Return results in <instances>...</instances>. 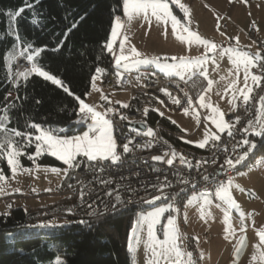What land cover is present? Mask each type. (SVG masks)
I'll return each instance as SVG.
<instances>
[{"label":"trees","instance_id":"16d2710c","mask_svg":"<svg viewBox=\"0 0 264 264\" xmlns=\"http://www.w3.org/2000/svg\"><path fill=\"white\" fill-rule=\"evenodd\" d=\"M27 4L32 7L26 6V0H0V108L16 105L8 113L10 128L25 131L28 130L25 123L32 121L44 129L62 130L61 134L81 132L85 128L76 123L79 106L74 96L38 74H31L26 81L15 77V61L19 56L27 59L31 54L32 63L55 75L72 93L85 99L97 67L104 69L103 73L115 70L113 57L103 49V44L109 39L114 16L122 14V0H39L38 3L27 0ZM21 7L25 11L14 18ZM74 22L76 27L72 28ZM69 28L72 30L65 37ZM37 49H43L38 56ZM13 79H19V87L13 84ZM9 93L13 98L7 103ZM151 122L161 123L178 135L166 137L173 145L202 150L187 144L181 137V129L167 118L152 112ZM246 139L256 144L246 157L252 165L256 157L264 158V136L248 134ZM25 151L34 153L35 146ZM20 162L23 168L33 167L35 163L62 165L48 154L34 161L24 155ZM0 169L7 177L11 175L6 160H0ZM73 171L74 168L70 176ZM160 203L120 209L95 218L66 212L72 220L70 224L46 228L37 227L41 215L35 209L13 208L8 214H0V264H54L62 251L64 264H134L127 244L133 222L139 213Z\"/></svg>","mask_w":264,"mask_h":264},{"label":"snow or ice","instance_id":"6c2138e0","mask_svg":"<svg viewBox=\"0 0 264 264\" xmlns=\"http://www.w3.org/2000/svg\"><path fill=\"white\" fill-rule=\"evenodd\" d=\"M39 0H37V3ZM172 5L178 7L184 13V18H178L173 14ZM26 6L31 8V4ZM25 11L24 7L19 8L14 13V18L20 16L21 13ZM116 9H113L115 12ZM122 11L125 20L121 19V16H114V23L111 27L110 38L105 41L103 44V49L112 55L115 61V65L118 69H124L125 71H131L136 66L142 64H156L161 72H165L169 75H174L180 77L181 80L185 79V76L189 78L191 76L197 75V69H199L198 74L207 79V72L203 70L204 65L211 59L213 62L214 56H209V53L216 54L217 50H220L221 55H228L231 57L232 64L236 69V79L232 81L230 87L235 89L232 94L233 103L242 97L243 104H249L252 99L251 94L255 88H259L261 83L264 82V64L259 63L257 57L259 53L255 55L243 52L239 49V38H236L237 46L222 48L217 43L204 39L196 31H193L191 28V19H190V9L181 3V0H122ZM143 17L145 20L151 24V17H154L157 22H162L165 26L171 23V28L173 33L176 35L177 39L182 42L187 43L189 46L196 44L202 45L205 48V53L200 57H147L143 53L137 50L134 45H131L130 42L126 46V41H129V37L124 34L123 30L125 28V23H131L134 18ZM83 19V17H81ZM35 23V21H33ZM76 27V23L72 24V28ZM69 28L65 33V37L68 32L72 30ZM167 32V27H165V34ZM118 49H117V42ZM31 47V45H29ZM43 51V49H37L36 55ZM27 59L32 61L34 57L30 54ZM169 59L175 61V63H169ZM260 60H264V57H260ZM257 68L260 74H256L251 70ZM243 70V87L237 88V82L239 80V71ZM105 70L102 68H96V75L92 78L91 87L94 90L97 89L96 79H98ZM31 74H38L44 79L51 81L53 84L58 85L63 88V91L69 95L74 96V99L78 102V113L79 119L76 123H84L89 125V131L85 132L83 135L74 136V137H65L60 136L53 132L51 129H44L41 125L27 121L25 123V131H21L18 127H9L11 119L8 115L11 108H14L15 104L5 105L3 108H0V160H6L7 166L10 169L13 177L17 173L18 169L27 171L24 169L20 157L27 155L30 160H35L37 157L48 153L57 159L63 161L65 165L69 168H79L81 165V160L77 159L78 157H83L88 162H98L101 160H110L111 163L121 162V153L117 151L118 147L122 148L123 153H130L136 145L133 144L132 139H128L127 142L122 145L117 144V141L113 132V120L110 117L116 115V111L112 108H106L103 112L97 111L96 105H90L85 102L84 99H81L80 96H76L70 91V89L63 84V82L58 79L55 75L50 74L49 72L43 70L36 63H33L31 68L17 72L14 74L17 78H23L25 81ZM119 76L120 73L118 72ZM139 78V77H138ZM224 79V77H221ZM13 84L16 87H19V79H13ZM208 87L199 95V107L206 108L211 110V115L207 119L215 125L218 133L231 136L235 124L240 122V117L237 116L235 121L230 122L225 119L224 113L219 109L218 106H214L207 100V93L211 91L213 81L208 80ZM165 92V95L171 96V93L168 90L161 89ZM264 91V89H262ZM11 95V93H9ZM89 93H85V96ZM187 96V93H185ZM19 99V97H17ZM103 99L107 100L105 96ZM163 103V101H161ZM36 103H40L39 100ZM173 103L180 104V100L176 97H173ZM187 104L189 107L185 108L184 111L187 113L189 108L192 107L191 97H188ZM122 107L127 108V104H123ZM157 111H159L157 109ZM247 111V109H246ZM148 110H144V115H147ZM161 116L163 113H159ZM197 113V117H198ZM119 119L127 120V117L123 114H119ZM175 123V121H172ZM136 132L137 135H140L138 129H131ZM243 132L247 134H253L255 136H264V96H260L258 99V105L256 106L255 116L247 121L246 126L243 127ZM147 136H155L153 129L148 128L146 133H143ZM216 132L205 133L204 138L196 142L199 148L206 147L210 141H219L221 135ZM242 145H246L247 150L243 154L235 157H228L223 164L220 165L221 170L224 169L225 165L228 168H235L236 165L240 164L249 154V152L255 149V142L249 139H243L241 141ZM35 146L34 153H27L26 148ZM133 145V147H130ZM148 145H143L142 147H149ZM165 157H170L165 160ZM179 157L181 164H187L188 167H192L191 163L186 160V158L175 151L170 153L166 152L164 155L153 156L152 159L156 161H162L168 165H172L174 161ZM208 161L198 162L196 167L199 168L201 163H207ZM215 163V158L212 161ZM52 171H59V169H52ZM103 171V168L100 169ZM8 177L4 174L3 170L0 169V183L6 181ZM204 180H208L209 177L205 175ZM183 184H188L189 181L181 180ZM101 183L108 184V180H102ZM157 187L159 195L153 196L150 200H146L145 203L155 204L161 199L165 200V206H157L152 211L145 214H141L137 217L136 222L131 228V234L129 238L128 250L132 252L134 250V244L139 245L141 242V234L145 231L147 232V239L144 241L146 248L149 252V259L147 264H195L193 258V253L187 251L182 246V234L179 231L177 216L173 213H179V209L175 207L173 203H168L171 197L164 192V189L171 187V184L167 181L165 177V182L160 184ZM236 188H240L239 185H235ZM233 181L229 180L227 183L220 184L215 190V196L221 201L225 202L228 208L225 211V223L227 225L225 232L226 236L230 233L231 224H230V215L229 212L232 208H238L239 205L232 196ZM243 191V189H240ZM109 196H112V192L106 193ZM250 195H255L250 193ZM81 200L84 198V192L80 193ZM116 203L112 204V211L116 210L117 204L123 203L120 195L115 196ZM194 201H202L200 206V215L202 219H206L210 215V211H207V208L212 203L211 195L208 192H203L199 197H193L188 201L189 204H192ZM89 208H92V205H88ZM108 211L107 206L100 213H106ZM168 213L165 219V213ZM90 215H97L95 209ZM242 221V231L247 228V225L243 224L245 214L240 213ZM185 219L187 216L185 215ZM81 223H86V221H81ZM159 226L160 231L162 232L163 239L157 235V227ZM257 235L259 237V243L256 245L257 254L252 256V261L254 264H264V228L257 230ZM243 243V241H241ZM240 245L234 250V255L239 258ZM201 253V257H202ZM56 264H64V261L57 259Z\"/></svg>","mask_w":264,"mask_h":264},{"label":"built area","instance_id":"2783aa9c","mask_svg":"<svg viewBox=\"0 0 264 264\" xmlns=\"http://www.w3.org/2000/svg\"><path fill=\"white\" fill-rule=\"evenodd\" d=\"M120 16L122 20H125L123 15ZM249 37L256 42L262 52V57H264V40H256L253 34H250ZM259 63L264 64V60H260ZM15 65L17 73L31 68L32 63L20 56L16 59ZM251 71L260 74L257 68H253ZM100 87L129 92L130 100L127 108L122 107L121 104H110L109 102L104 105L106 108L114 109L117 113L109 115L113 120V132L118 146L127 142L128 139H132L136 147L130 153H123L122 148L118 147L117 151L121 153V162L115 164L110 160L88 162L84 158L79 159L81 160L80 167L74 168L68 182L58 193L64 197V203L68 204V206H64L66 207L64 211L62 209L63 212L82 218H95L101 216L100 213L107 206L108 211L102 215L113 213L112 204L116 203L115 196L117 194L120 195L123 203L117 204L115 211L149 205L145 201L160 194L155 186L163 184L165 177L171 184V187L164 189V192L171 197L167 202L182 208L191 196L203 192H208L212 196L220 184L226 183L239 172L250 168L251 161L246 158L235 168H228L225 165L221 170L220 165L228 157L235 159L246 150L245 145L241 144V141L248 135L243 132V127L246 126L249 119L255 116L258 99L260 96H264V91H262L264 82L259 88L254 89L249 104H243V100L236 102L234 112L228 116L230 122L235 121L237 116L240 117V122L235 124L233 134L231 136L222 134L219 141H210L201 151L173 145L166 137L178 135L161 123H152L151 113H157L156 109L160 104L169 110L184 111L189 107L188 97H191L192 100V107L189 110L196 108L199 95L207 87V81L202 76L195 75L181 80L180 77L166 75L151 67L118 76L114 70L103 73ZM165 88L171 93V96L165 95V92L161 90ZM10 97V95L7 96V103L11 101ZM173 97L178 98L180 104L173 103ZM145 109L148 110L147 115H144ZM119 114L125 115L127 120L119 119ZM139 124H145V129L138 127ZM133 128L138 129L141 134L137 135L131 130ZM148 128L153 129L154 137L143 134ZM53 132L58 133L55 130ZM148 144L151 146L142 147ZM171 151L182 154L192 167L181 164L179 157L172 165L152 159L153 156L164 155ZM168 158L170 157H165V160ZM214 158L215 163L212 162ZM203 161L208 162L201 163V166L197 168V163ZM101 168L103 171H100ZM205 175L209 177L208 180L203 179ZM182 179L189 183H181ZM102 180H108L109 183L103 184ZM81 191L84 192L83 200L80 197ZM108 192H112V196L107 195ZM157 202H165V200L161 199ZM89 204L92 205V208L88 207ZM94 209L97 215H90ZM206 240H209V235H206ZM187 242L189 249L197 257L198 252L194 241L188 238Z\"/></svg>","mask_w":264,"mask_h":264},{"label":"rangeland","instance_id":"374dc122","mask_svg":"<svg viewBox=\"0 0 264 264\" xmlns=\"http://www.w3.org/2000/svg\"><path fill=\"white\" fill-rule=\"evenodd\" d=\"M219 2L222 6L225 5L226 7H229V9H227L228 11L224 12L226 16L221 14V10L218 11L214 8L216 3ZM181 3L190 9V19L192 22L191 28L193 31L198 32L202 38L211 40L220 45L222 48H228L237 46V41L236 43H233L230 38L238 37L239 49L241 51L252 55H255L257 52L259 53V47L256 42L249 37V35L253 34L256 40H264V0H181ZM171 7L174 15L182 20L185 19L182 10L174 5ZM133 21L134 27L137 26L139 31H137L136 27V36L131 45H134L137 50L145 56L151 54L154 55V57L162 58L185 56L196 58L205 53L204 46L196 44L189 46L187 43L177 39L176 35L172 31L170 22L167 26H165L162 22H157L154 17H151V24H149V22L143 17L134 18ZM165 27H167L166 34ZM240 29L244 30L243 35H241ZM148 42H150V45L152 46L151 48L148 47ZM159 50L166 53L160 56L161 52H159ZM208 55L214 56L215 62L210 59L203 67V70H205L208 74L207 79L205 78V80L208 81L210 79L214 82L211 91L207 93V100L210 101L212 105L218 106L224 113L225 119L227 120V117L234 112L236 102L238 100H242L241 97L234 103L232 101V94L235 89L231 88L230 85L232 81L236 79V69L232 64L231 57L228 55H221L219 49L216 54L209 53ZM168 62L175 63V61H172L171 59H169ZM153 65H155V69L160 71V68L156 64L153 63ZM146 67L149 68L148 66ZM138 68L139 65L131 71L120 69L119 73L122 74L128 72L131 74L138 70ZM196 71L197 75H199V69ZM162 73L166 74L165 72ZM238 75L239 80L236 87L242 88L244 78V72L242 69L239 71ZM186 77L188 76H185V79H187ZM221 77H224V79H221ZM95 83L97 89L99 90L91 88L89 95H87L84 100L90 105H96L97 111L103 112L106 109L103 101H98V103L95 104V101L103 99L105 96L108 98L106 101L110 104H128L130 100L129 92L123 90L102 89L101 87H98V83L96 81ZM10 96L11 100L13 95ZM157 109L159 111H157ZM157 109L156 112L158 114L161 112L163 113L162 117L167 118L171 122L175 121L174 124L181 129V137L186 143L191 145L197 146L196 142L201 141L206 132L209 134L213 132L220 134L211 120L207 119V117L211 115V110L200 108L199 101L198 106L194 108V110H189L187 113H185V111L169 110L161 104L158 105ZM197 113L199 114L198 117ZM78 124L80 125V123ZM88 131L89 125L81 132L76 131L71 135H66L64 133L60 134V132L57 134L65 137H74L83 135ZM61 132L63 131L61 130ZM48 155L52 156L51 154ZM81 158L83 157H78L77 159ZM59 161L62 163L61 166H47L35 163L33 167L24 168L27 169V171L18 169L14 177L11 173L6 181L0 183V214H8L13 208H24L25 210L35 209V211H37L36 213L41 215L40 221L37 223L38 228L64 226L70 224L72 220L68 219V215H65L66 212L62 211L63 207L65 205L68 206V204L64 203V197L60 196L58 193L64 187L66 180L70 176L72 168L65 165L63 161ZM52 169H59V171H52ZM241 178H243V180L244 178H247L253 189H255L257 185L252 182L258 180L261 186L257 189V192L259 194H264V158L260 156L256 157L250 168L239 172L231 180L233 183H236ZM239 186L240 188L237 189L233 184V188L236 190H231L232 195L239 193L241 191L240 189H243L244 184H240ZM241 192L244 193L245 190L243 189ZM197 195H193L191 199L193 197H197ZM165 203L166 202H161L157 206L163 207L165 206ZM217 203L225 204V202ZM200 206V204H186L184 210L176 207L179 209V213H173L177 216L179 231L182 234V246L190 252L191 250L189 249L187 242L188 236L192 234L195 223L199 222V228L197 232H194V234L201 231L200 229H202L203 225V219L201 217L200 221L199 219H193L194 216H201L199 211ZM155 207L139 213L138 216L152 211ZM219 209H221V207H219ZM210 210H212V206H208L207 211ZM218 210L216 211L217 214ZM167 215L168 213L166 212L165 219ZM185 215L187 216V219H185ZM136 219L133 224L136 222ZM192 220H194L193 225ZM183 224H185V226ZM130 234L131 230L129 232L127 244H129ZM157 235L163 239L159 226L157 227ZM146 239L147 232L145 231L141 234V242L139 245L134 244V250L131 252L134 264H147L149 252L144 243ZM55 247H57L56 244ZM57 259L64 261L65 255L63 251L58 252V256L54 260V264H56ZM195 264H199L198 260H195Z\"/></svg>","mask_w":264,"mask_h":264},{"label":"crops","instance_id":"0c3cea01","mask_svg":"<svg viewBox=\"0 0 264 264\" xmlns=\"http://www.w3.org/2000/svg\"><path fill=\"white\" fill-rule=\"evenodd\" d=\"M214 8L215 10H218V11L221 10L223 12V13L221 12L223 16H226L224 12H227L228 11L227 9H229V7H226L225 5L222 6L220 2L216 3V6ZM122 15H123V11H122ZM125 21H126V18H125ZM136 27L137 26L134 27L133 20L131 21V23H127V22L125 23V28L123 32L129 37V41L125 42L126 46H128L129 42L131 44L134 41L135 36H136ZM137 31H139L138 27H137ZM240 33L241 35H243L244 30L240 29ZM238 35L240 36L239 33ZM230 40L233 43H236L235 37L230 38ZM118 43L116 46L117 49H118ZM147 44H149L148 47L150 48L152 47L150 45V42H148ZM160 50H159V52H161L160 56L166 53ZM147 56L154 57V55H151V54ZM257 60L258 61L260 60V51H259V57H257ZM114 62L115 61L113 58V66L115 68V73L117 74L120 69L117 68ZM146 66L156 68L155 65H153V63L152 64H142V65H139L138 70L143 69L144 67L147 68ZM125 73H128V72H125ZM102 75L98 79H96L97 83L99 81L101 82ZM186 78L188 79L189 77H186ZM100 82L98 83L99 88H100ZM98 101H103L104 104L108 103L105 99H99L95 101V104ZM190 110H194V108ZM227 120H228V117H227ZM191 146L199 148L194 145H191ZM199 149H202V148H199ZM252 183H255L257 185L255 189H253L251 183L249 182L247 178H244V180L243 178H241L236 183H233L234 185L244 184L243 189L245 190V192L243 193L240 191L236 195H232L235 201L238 203L239 207L232 208L229 212L231 230L227 236L225 232V229L227 227L225 223V211L228 208V206L226 204L217 203V202H223V201L217 198L215 194L211 196L212 203L209 206H212V210H210V215H208L206 219L202 220L203 225H202V229H200L201 231H199L197 234H194V232H197L199 228V222H197L193 226L194 230L192 234L188 236V238H191L194 241L195 246L197 248L198 256L196 258L195 256H193V258L194 260H198L199 264H254V262L252 261V256L257 254L256 245L259 243V237L257 235V230L264 228V194H259L257 192V189H259V187L261 186L258 180ZM232 189L236 190L234 188ZM250 193H254L255 195H250ZM199 196L200 194L197 195V197ZM186 204H189V203L187 202ZM186 204L184 205V207L186 206ZM192 204L201 205L202 201H198V202L194 201ZM222 205H225V206H222ZM184 207H182L181 209L184 210ZM219 207H221V209H219ZM215 209L217 210L219 209L218 210L219 215L216 213L217 210ZM241 212L245 214L243 224L247 225V228L243 231L241 230L242 229V221H241V215H240ZM200 217L201 216L199 217L194 216L193 219L195 220L199 219L200 221ZM193 224H194V220H192V225ZM183 225L185 226V224ZM207 234H209V240H206ZM241 241H243V243H241ZM238 245H240V252H239V258L237 261V258L234 255V250L237 248ZM201 253L203 254L202 257H201ZM256 264H258V262H256Z\"/></svg>","mask_w":264,"mask_h":264},{"label":"water","instance_id":"95a60500","mask_svg":"<svg viewBox=\"0 0 264 264\" xmlns=\"http://www.w3.org/2000/svg\"><path fill=\"white\" fill-rule=\"evenodd\" d=\"M137 126L140 127L141 129H145V124H139Z\"/></svg>","mask_w":264,"mask_h":264},{"label":"clouds","instance_id":"9594fccd","mask_svg":"<svg viewBox=\"0 0 264 264\" xmlns=\"http://www.w3.org/2000/svg\"><path fill=\"white\" fill-rule=\"evenodd\" d=\"M122 15V14H121ZM120 16V15H119ZM20 57V56H19ZM22 57V56H21ZM24 58V57H23ZM29 61V60H28ZM31 62V61H30ZM32 63V62H31ZM33 64V63H32ZM80 125H82V126H84V128H86V126H88V125H84V124H80ZM57 132H60V134H61V131H57Z\"/></svg>","mask_w":264,"mask_h":264}]
</instances>
